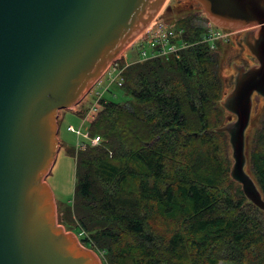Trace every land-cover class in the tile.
Listing matches in <instances>:
<instances>
[{
	"label": "trees",
	"instance_id": "obj_1",
	"mask_svg": "<svg viewBox=\"0 0 264 264\" xmlns=\"http://www.w3.org/2000/svg\"><path fill=\"white\" fill-rule=\"evenodd\" d=\"M189 10L179 58L122 65L124 103L101 97L89 120L96 145L75 150V187L58 223L102 264H264V211L229 176L220 100L221 51L201 41ZM264 198V114L246 145ZM66 228V227H65Z\"/></svg>",
	"mask_w": 264,
	"mask_h": 264
},
{
	"label": "water",
	"instance_id": "obj_2",
	"mask_svg": "<svg viewBox=\"0 0 264 264\" xmlns=\"http://www.w3.org/2000/svg\"><path fill=\"white\" fill-rule=\"evenodd\" d=\"M165 1L0 0V264H102L57 220L46 181L60 145L57 118L79 103ZM194 1L214 25L241 32L255 59L232 64V87L220 100L228 120L215 130L228 138L230 178L264 211L245 169L252 103L264 101V0Z\"/></svg>",
	"mask_w": 264,
	"mask_h": 264
},
{
	"label": "rangeland",
	"instance_id": "obj_3",
	"mask_svg": "<svg viewBox=\"0 0 264 264\" xmlns=\"http://www.w3.org/2000/svg\"><path fill=\"white\" fill-rule=\"evenodd\" d=\"M176 0H166L164 7L160 10L158 18L167 22L173 27H181L185 22V17L189 9L187 5L193 4L191 7L192 12H200L199 17L202 18L204 13L200 10L198 4L193 3V0H181V10L178 11V6L174 5ZM170 9L167 10L166 8ZM178 7V8H177ZM173 8V9H172ZM188 9V10H187ZM242 33L233 34L227 41H219L221 51V62L219 67V74L224 85V94L232 87V81L235 71L232 67L233 63L251 65L255 62L254 57L250 54L245 45L239 46L237 40L241 37ZM130 46V47H129ZM120 56L113 62L118 68L126 65L127 62L136 60L135 43L129 45ZM100 83H95L89 92L79 101L77 105L72 108L61 109L58 114V139H60L61 148L57 152L55 162L46 177V181L51 187L55 202L56 212L58 214L64 210L67 205H70L75 187V160L74 152L76 150V134L67 130L68 125H72L75 129L80 128L82 132L87 130L89 120L85 118V114L92 105L95 103L96 92H101L102 97L109 98L119 103H124L131 100V97L123 92L118 85L109 83L108 72H104L99 79ZM224 96V95H223ZM223 98V97H222ZM264 114V101L259 99L253 100L250 121L245 131L246 145L250 142L252 135L259 124L260 117ZM229 114L224 110V122L228 120ZM234 118V116L232 117ZM80 140H83L80 138ZM87 141V140H85ZM230 152V149H229ZM232 160V159H231ZM246 171L249 173L248 168L245 166ZM58 220V218H57ZM66 231L70 230L71 226L61 224ZM219 264H233L231 262H220Z\"/></svg>",
	"mask_w": 264,
	"mask_h": 264
},
{
	"label": "built area",
	"instance_id": "obj_4",
	"mask_svg": "<svg viewBox=\"0 0 264 264\" xmlns=\"http://www.w3.org/2000/svg\"><path fill=\"white\" fill-rule=\"evenodd\" d=\"M204 26L206 31L202 35L201 41L208 43L211 49H214L216 47V43L219 41L227 42L231 36L237 32L218 27L210 21L205 22ZM182 32V28L169 25L167 22L159 19L157 15L143 30V32L139 34L131 43L132 45L135 43L134 49L136 53V61L148 60L155 57L168 58L170 56H174L179 58L181 50L189 45V42L181 37ZM113 62L106 69V72H108L109 83L115 82L118 86H120L122 82V68H118ZM128 63L129 62H127V64ZM96 83H100V81L98 80ZM101 97L102 93L96 92L95 103L92 105L90 110L86 112V119L90 120L95 116L97 103ZM67 130L83 139L77 141L76 150L83 149L88 144L92 146L96 145L100 141L99 136H89L87 130L82 132L80 128L75 129L72 125H68ZM76 235L79 237L80 234Z\"/></svg>",
	"mask_w": 264,
	"mask_h": 264
},
{
	"label": "flooded vegetation",
	"instance_id": "obj_5",
	"mask_svg": "<svg viewBox=\"0 0 264 264\" xmlns=\"http://www.w3.org/2000/svg\"><path fill=\"white\" fill-rule=\"evenodd\" d=\"M193 3H195V4H198L196 1H194L193 0ZM174 5H176V6H178L177 8H178V11H180L181 10V8H180V6L182 5V3H181V0H176V2H175V4ZM187 7H188V9L190 10L191 9V7H193V4H189V5H187ZM173 9V8H172ZM187 9V10H188ZM237 33H239V32H236L235 33V35L237 34ZM238 45L240 46V45H244L243 43H242V41H241V39H239V41H238Z\"/></svg>",
	"mask_w": 264,
	"mask_h": 264
},
{
	"label": "crops",
	"instance_id": "obj_6",
	"mask_svg": "<svg viewBox=\"0 0 264 264\" xmlns=\"http://www.w3.org/2000/svg\"><path fill=\"white\" fill-rule=\"evenodd\" d=\"M79 140H80V137H77V136H76V141H79ZM59 144H60V145H59V150H60V148H61L60 139H59ZM59 150H58V151H59Z\"/></svg>",
	"mask_w": 264,
	"mask_h": 264
}]
</instances>
